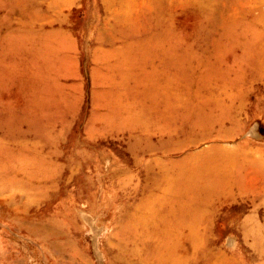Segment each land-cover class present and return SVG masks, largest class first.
Instances as JSON below:
<instances>
[{"label": "rangeland", "instance_id": "rangeland-1", "mask_svg": "<svg viewBox=\"0 0 264 264\" xmlns=\"http://www.w3.org/2000/svg\"><path fill=\"white\" fill-rule=\"evenodd\" d=\"M0 264H264V0H0Z\"/></svg>", "mask_w": 264, "mask_h": 264}]
</instances>
